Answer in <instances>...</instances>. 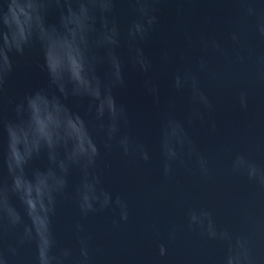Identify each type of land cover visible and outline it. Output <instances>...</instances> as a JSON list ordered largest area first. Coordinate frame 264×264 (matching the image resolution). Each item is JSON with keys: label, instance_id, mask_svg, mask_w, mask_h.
<instances>
[{"label": "water", "instance_id": "water-1", "mask_svg": "<svg viewBox=\"0 0 264 264\" xmlns=\"http://www.w3.org/2000/svg\"><path fill=\"white\" fill-rule=\"evenodd\" d=\"M0 264H264V0H0Z\"/></svg>", "mask_w": 264, "mask_h": 264}]
</instances>
